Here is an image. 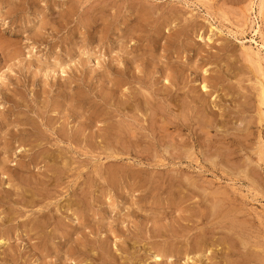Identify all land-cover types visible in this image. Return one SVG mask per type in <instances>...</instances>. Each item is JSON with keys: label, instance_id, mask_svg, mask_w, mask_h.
Segmentation results:
<instances>
[{"label": "rangeland", "instance_id": "374dc122", "mask_svg": "<svg viewBox=\"0 0 264 264\" xmlns=\"http://www.w3.org/2000/svg\"><path fill=\"white\" fill-rule=\"evenodd\" d=\"M263 13L0 0V264H156L166 244L159 264H264ZM201 228L211 256L187 247Z\"/></svg>", "mask_w": 264, "mask_h": 264}, {"label": "bare ground", "instance_id": "6f19581e", "mask_svg": "<svg viewBox=\"0 0 264 264\" xmlns=\"http://www.w3.org/2000/svg\"><path fill=\"white\" fill-rule=\"evenodd\" d=\"M256 1H259V10H260V12L262 11V9L264 8V0H256ZM255 5H257V4H255ZM252 7V6H251ZM257 9V8H256ZM264 14V13H263ZM173 17H175V16H173ZM261 18V17H260ZM263 18V17H262ZM261 20V19H260ZM263 20V19H262ZM260 25H258V27H259ZM263 26V25H262ZM261 28V27H260ZM264 28V27H263ZM262 31H263V29H262ZM259 32V31H258ZM261 32V31H260ZM262 33V32H261ZM259 34V33H258ZM260 36V35H259ZM264 36V35H263ZM262 36V37H263ZM264 38V37H263ZM253 39V38H252ZM262 41H264V40H262ZM262 44V43H261ZM261 46H264V44L263 45H261ZM246 49H248V48H246ZM252 49V48H251ZM250 49V50H251ZM258 50V49H257ZM256 50V51H257ZM255 51V52H256ZM245 52H246V50H245ZM247 53H248V51H247ZM250 54L252 53V50L249 52ZM257 53V52H256ZM255 53V54H256ZM259 54V53H258ZM258 54H257V56H258ZM248 55V54H247ZM256 56V55H255ZM256 56V57H257ZM261 58V57H260ZM252 60V59H251ZM256 61V60H255ZM260 61V60H259ZM253 62V61H252ZM261 62H262V60H261ZM255 63V62H254ZM255 64H257V63H255ZM261 65V64H260ZM257 66H258V64H257ZM262 66V65H261ZM259 67V66H258ZM264 67V66H263ZM263 67H261V68H263ZM255 68V67H254ZM260 68V69H261ZM63 69V68H62ZM257 70V69H256ZM263 70V69H262ZM170 73V74H169ZM168 74L169 75H172L171 73L172 72H169ZM173 76V75H172ZM257 77V76H256ZM259 78H260V76H258ZM169 78V77H168ZM204 78V77H203ZM207 78V77H206ZM205 78V79H206ZM209 78V77H208ZM211 78V77H210ZM258 78V79H259ZM166 79V78H165ZM204 79V80H205ZM207 80V79H206ZM211 80V79H210ZM213 80V79H212ZM260 80V79H259ZM257 82H259V81H257ZM256 83V82H255ZM260 86H258L259 87V90H258V102H259V104H258V108H260V106L259 105H262V104H264V83L262 82V80H261V82L260 83H258ZM165 88L166 87H168V86H166V85H163ZM202 87L203 88H206L207 87V85L206 84H202ZM171 88V87H170ZM257 89V88H256ZM203 93V92H202ZM131 97V96H130ZM71 98V97H70ZM85 98V97H84ZM146 101V100H145ZM203 101V100H202ZM147 103H150L149 101L148 102H145V104H147ZM157 103V102H156ZM121 104L123 105L124 103H123V101L121 102ZM125 105V104H124ZM148 105V104H147ZM152 105H154V104H152ZM152 105H150V106H152ZM154 107H156V106H154ZM154 107H153V109H154ZM264 107V106H263ZM157 108H159V107H157ZM161 108V107H160ZM148 111V110H147ZM146 111V112H147ZM159 111V110H158ZM258 111V110H257ZM259 111H260V109H259ZM261 111H262V109H261ZM73 112V111H72ZM155 111L153 110V113H154ZM160 112V111H159ZM262 112H264V111H262ZM149 113H151V112H149ZM156 113V112H155ZM154 113V114H155ZM264 114V113H263ZM74 115V114H73ZM155 115H157V114H155ZM154 115V116H155ZM150 116H152V114L150 115ZM190 116V115H189ZM162 117V116H161ZM191 117V116H190ZM81 118V117H80ZM153 118V117H152ZM151 118V119H152ZM263 117H262V114L259 112L258 113V122H261ZM184 119V118H183ZM155 120V119H154ZM153 120V121H154ZM116 121V120H115ZM181 121V120H180ZM264 121V120H263ZM23 122V121H22ZM155 122V121H154ZM249 122V121H248ZM112 123V122H111ZM120 123V122H119ZM71 124V123H70ZM88 124V123H87ZM109 125H110V123H108ZM106 125H107V123H106ZM113 125V124H112ZM121 125H122V123H121ZM121 125H120V127H118L116 130H115V132L118 134L117 136H118V140H117V142H119V144H120V140H122L121 139V137H123V136H121L122 134H123V127H121ZM53 126V125H52ZM111 126V125H110ZM114 126H119V125H114ZM154 126V125H153ZM105 127V126H104ZM151 127V126H150ZM199 127V126H198ZM202 127V126H201ZM53 128V127H52ZM152 128V127H151ZM103 129H105V128H103ZM52 130V129H51ZM62 130V129H61ZM100 130H101V128H100ZM113 130V129H112ZM102 131V130H101ZM108 131V130H107ZM128 131V130H127ZM130 131V130H129ZM152 131H153V129H152ZM66 132V131H65ZM115 132H113L114 134H115ZM151 132V131H150ZM165 132V131H164ZM31 133V132H30ZM102 133V132H101ZM103 133H105V132H103ZM124 133H126L125 131H124ZM194 133H196V134H198L197 132H196V130L194 131ZM204 133V132H203ZM65 135V134H64ZM93 135V134H92ZM91 135V136H92ZM98 135V134H97ZM97 135H94V136H97ZM101 135V134H100ZM100 135H98V136H100ZM108 135V134H107ZM110 135V134H109ZM112 135V134H111ZM127 135V134H126ZM129 136H130V134H128ZM39 136V135H38ZM44 136V135H43ZM54 136V135H53ZM66 136H67V134H66ZM94 136H92V137H94ZM104 136V135H103ZM42 137V136H41ZM68 137H69V135H68ZM90 137V136H89ZM105 138H106V136H104ZM104 137H103V139H104ZM126 137V136H125ZM132 137H134V136H132ZM246 137V136H245ZM91 138V137H90ZM101 138H102V135H101ZM128 138V137H127ZM126 138V139H127ZM112 139V138H111ZM114 139H116L115 137H114ZM125 139V138H124ZM129 139V138H128ZM127 139V140H128ZM136 139V138H135ZM261 139V138H260ZM105 140V139H104ZM103 140V141H104ZM107 141H109V140H107ZM111 141V140H110ZM113 141V140H112ZM126 141V140H125ZM123 143V140H122V142H121V144ZM109 144V143H108ZM114 144H115V142H114ZM113 144V145H114ZM117 144V143H116ZM135 144V146H138L139 144L137 143L136 144V142H135V140H134V142L131 140V139H129L128 140V142L125 144H122L121 145V147H132L133 145ZM263 144V143H262ZM60 145V144H59ZM111 145V144H110ZM222 145V144H221ZM134 146V147H135ZM213 146V145H212ZM258 146V145H257ZM109 147V146H108ZM115 147V146H114ZM139 147H141V146H139ZM225 147V146H224ZM263 147H264V145H263ZM52 153V152H51ZM264 153V152H263ZM260 154V153H259ZM54 155V154H53ZM263 156V155H262ZM189 157H190V155H189ZM260 159V158H259ZM36 161V160H35ZM173 171V170H172ZM113 178V177H112ZM171 178H173V177H171ZM170 179V178H169ZM182 181V180H181ZM193 180H191L190 181V179L188 178L187 179V182L189 183V184H191V185H193L194 186V182L195 181H193ZM172 182V181H171ZM179 182V181H178ZM38 183V182H37ZM47 183V182H46ZM170 183V182H169ZM188 183H187V185H188ZM180 185H181V183H179ZM172 185V184H171ZM183 185V184H182ZM169 186V185H168ZM190 186V185H189ZM175 187V186H174ZM173 188V187H172ZM39 189V188H38ZM43 188H41V190H42ZM192 191V190H191ZM35 192V191H34ZM84 193V192H83ZM86 194V193H85ZM81 197H82V195H80ZM84 196V195H83ZM173 196V195H172ZM218 196V195H217ZM183 196H181L180 197V199L181 200H183V198H182ZM84 198V197H83ZM173 198V197H172ZM175 198V197H174ZM77 199V198H76ZM205 199H206V197H205ZM78 200V199H77ZM76 200V201H77ZM80 200V199H79ZM78 200V201H79ZM175 201V200H174ZM29 202V201H28ZM27 202V203H28ZM33 202H35L34 200H33ZM32 202V203H33ZM86 202V201H85ZM83 203V202H82ZM215 204H213V206H218V208L220 207V205H218L217 204V202H214ZM75 204V203H74ZM77 204H78V202H77ZM84 205H85V203H83ZM81 206V205H80ZM83 206V205H82ZM82 208V207H81ZM80 210V209H79ZM85 210V209H84ZM84 210H81V211H83L84 212ZM52 211V210H51ZM75 211H78L77 209H75ZM193 212H195V211H193ZM192 212V213H193ZM78 213V212H77ZM81 213V212H80ZM191 213V212H190ZM82 214H84V213H82ZM78 215V214H77ZM42 216V215H41ZM79 216V215H78ZM80 216H81V214H80ZM83 216V215H82ZM195 216H197L198 217V219H202L203 217H205V216H207V212H202V211H197V213H195ZM39 218V217H38ZM51 218V217H50ZM184 219H185V221L187 220V221H189V220H191L192 219V214H189V215H187V216H185L184 217ZM36 220V219H35ZM34 220V221H35ZM47 220V219H46ZM38 221V220H37ZM186 221V222H187ZM41 222H43V221H41ZM35 223H37L36 221H35ZM40 224V223H39ZM45 224V223H44ZM37 225V224H36ZM35 225V226H36ZM58 226V225H57ZM192 226V227H191ZM191 226H189L190 227V229H192V230H194V228H197V226H196V224H193V225H191ZM214 226V225H213ZM39 227H41V226H39ZM171 227V230H172V234H175V236H179V233H178V231H179V229H181V228H183L184 229V227L186 228V227H188V225H187V223H183V225H180V224H177V225H171L170 226ZM30 229H32V228H34V226H32V228H31V226L29 227ZM36 228H37V226H36ZM35 229V228H34ZM60 229V228H59ZM190 229L188 230H185V233L186 234H188L189 235V233H190ZM39 230V229H38ZM183 231V230H182ZM206 231L207 230H205V229H203V228H201V230L200 231H198L197 232V230H196V232L192 235V237H191V242L192 243H189L187 240V242L190 244H188L189 246H187L188 248H190V250L191 251H199V250H201L200 252H203V250H205V251H207V253L211 256L212 254V250H210V248H208L209 247V245H208V242L210 243L211 241L209 240L208 241V239L206 238L207 236V233H206ZM5 232V231H4ZM184 232V231H183ZM6 233V232H5ZM4 233V234H5ZM61 233V232H60ZM171 233V232H170ZM236 233V232H235ZM3 234V233H2ZM45 234V233H44ZM58 234V233H57ZM180 234H182V232L180 233ZM184 234V233H183ZM182 234V235H183ZM41 235V234H40ZM210 235V234H209ZM191 236V235H190ZM42 238H44L43 236H42ZM46 239V238H45ZM2 240V239H1ZM212 240V239H211ZM7 241V240H6ZM45 241V240H44ZM44 241H43V243H44ZM189 241H190V239H189ZM214 241V240H213ZM0 242H2V241H0ZM46 242V241H45ZM164 242H166V241H164ZM220 242V241H219ZM165 244V243H164ZM170 244V243H169ZM173 244V243H172ZM211 244V243H210ZM44 245V244H43ZM160 246H162L161 244H160ZM185 246V247H186ZM157 247V246H156ZM35 248V247H34ZM159 248L160 247H158L157 249H156V253H153V258H154V260H156V264H159V262L158 261H161L162 260V257L160 256V254H168V255H173V254H178V250H177V248H175V246H168L167 244L165 245V246H163V248H160V250H159ZM183 248V247H182ZM37 249V248H36ZM181 249V248H180ZM186 248H184L183 250H185ZM70 252H73L72 251V249L70 248V251L68 252V253H70ZM197 253V252H196ZM214 253V252H213ZM73 254H75L74 252H73ZM85 254H87V253H85ZM197 255H198V253H197ZM196 255V256H197ZM164 256V255H163ZM166 257V256H165ZM222 258V257H221ZM186 259L188 260L189 259V257L187 256L186 257ZM213 259V258H212ZM168 260V259H167ZM200 260V259H199ZM260 260V259H259ZM171 262V261H170ZM43 264H44V262H42ZM172 263V262H171ZM185 263H186V261H185ZM47 264V263H46ZM173 264V263H172ZM177 264V263H176ZM184 264V263H183ZM187 264V263H186ZM194 264V263H193ZM208 264V263H207ZM209 264H217V262H214V263H209Z\"/></svg>", "mask_w": 264, "mask_h": 264}]
</instances>
